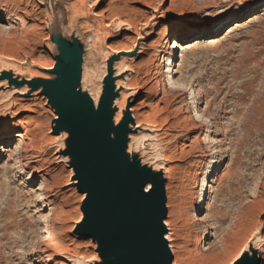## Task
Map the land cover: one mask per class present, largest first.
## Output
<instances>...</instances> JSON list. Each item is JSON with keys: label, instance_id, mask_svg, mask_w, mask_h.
<instances>
[{"label": "rangeland", "instance_id": "1", "mask_svg": "<svg viewBox=\"0 0 264 264\" xmlns=\"http://www.w3.org/2000/svg\"><path fill=\"white\" fill-rule=\"evenodd\" d=\"M59 1L0 0V64L3 59L18 64L25 60L27 66L31 60L44 65L53 62L45 46L54 3L55 10L61 12L63 29L67 33L76 29L87 46L86 25L94 19L93 15L76 16L70 27L68 4L74 0L65 5ZM97 2L100 3L97 8L89 5L91 12H103V23L111 26V39L105 45L111 50L113 46L118 53L111 54L108 49L106 61L99 52L100 55L97 53L87 62L88 70L98 72L95 79L103 69L106 76L107 60L112 55H133L140 69L139 85L147 84L146 73L153 76L156 71L166 82L164 89L162 77L158 79L155 96L144 99L137 91L131 99L134 105L145 100L141 115L133 120L159 127L162 152L172 159L173 180L167 182L166 222L178 233L175 243L180 247L176 257L172 255L173 262L237 264L246 253L252 256L253 251H258V247H250L247 242L248 238L258 236L261 244L258 264H263L264 3L251 7L244 0H173L171 7L168 0ZM152 8H156V13ZM227 10L234 13L233 17H225L223 12ZM153 15L154 22L145 29L141 27ZM168 17L175 18L182 29L178 37L166 40L167 32L176 27ZM214 20L218 24H211ZM119 22H126L130 27L122 30L116 27ZM6 25H12L11 30H4ZM175 42L178 47L175 45L172 49ZM146 45L149 47L144 52ZM184 78L193 85L195 94L198 93V103L192 104L190 92L179 95L178 89L177 92L169 89L168 80L175 82ZM6 85L7 89L15 87L8 81ZM146 86L155 88L156 85L151 82ZM3 93L0 89V130L26 131L27 137L20 146L24 158L20 162L34 173L43 172L28 183V170L18 167L8 153L16 143L0 145V264H41L44 253L57 254L54 264L90 261L97 256L96 244L75 232L83 219L85 194L83 199L76 184L74 187L70 183L74 171L67 160L63 162L59 158V141L53 134L57 116L47 98L44 101L40 96L31 102L17 96L22 102H11L8 98L1 99ZM174 96L176 100L172 101ZM12 110V117L5 116ZM196 114L206 115L212 125L206 130L205 123ZM36 152L38 156L33 158ZM210 159H218L219 164L207 181V191L199 202L200 210L195 213L200 181ZM41 180L51 187L43 186L41 192L53 204L52 214H47L48 208L44 209L36 196ZM43 190L46 191L43 193ZM47 234L51 244L47 242ZM226 238H229L227 248L221 244ZM90 244H95V248ZM34 245L40 247L41 255L37 257L30 255ZM76 260L79 262L75 263Z\"/></svg>", "mask_w": 264, "mask_h": 264}, {"label": "water", "instance_id": "2", "mask_svg": "<svg viewBox=\"0 0 264 264\" xmlns=\"http://www.w3.org/2000/svg\"><path fill=\"white\" fill-rule=\"evenodd\" d=\"M56 6L47 40L53 69L39 70L45 77L30 81L11 72L0 75V80L17 88L27 85L28 96L35 92L46 96L57 116L53 134L65 135L61 154L74 171L77 189L85 194L83 219L75 232L96 244L98 260L91 264H172L165 239L166 180L161 171L143 162L142 150L129 151L135 122L128 109L115 121L118 91L113 75L119 57L107 60L95 105L81 86L85 43L76 29L71 33L63 29ZM247 254L237 264H258L256 251Z\"/></svg>", "mask_w": 264, "mask_h": 264}, {"label": "bare ground", "instance_id": "3", "mask_svg": "<svg viewBox=\"0 0 264 264\" xmlns=\"http://www.w3.org/2000/svg\"><path fill=\"white\" fill-rule=\"evenodd\" d=\"M168 1H169V5H171V7H172L173 6V4H172L173 0H168ZM244 1H246V3H247L246 5L251 6V7H254V6L260 5L261 3H264V0H244ZM89 3H88V0H74L72 3L68 4V10L71 13L70 20H69V26L71 27L73 25V22H74V19L76 18V16H82V17L87 18L88 16H90L92 14L94 17V19L86 25L88 37H87L86 52H85L84 60H83L84 64H83V68H82L81 86H82V89L84 91H87V93L90 95L94 104L97 105L101 91H102V81L105 77V70L103 69L102 72L95 79L94 75H96L98 72L94 73V72H91L90 70H88L87 62L89 60H91L93 57H95L97 55V53H99V52L102 53L103 59H104V61H106V59L104 57H105V54L107 53L108 49H110L111 54L118 53V51L113 49L112 45H111L112 50H111L110 46L105 45L106 40L111 39V35L109 34V32L111 30V29L109 30V28L111 26L109 24L103 23V20H104L103 12L102 11L100 13L99 12H97V13L91 12L90 6L93 8H97L100 5V3L97 2V0H95L93 2H92V0H89ZM53 5H56V4L54 3V4H52V6ZM152 9H155L154 13H156V8H152ZM223 13L224 14L226 13L225 14L226 18L233 17V15H234V13H232L231 10L230 11L229 10L224 11ZM154 18H155V15L151 16V18L146 20L145 23H143L141 25V27H143V28L149 27L154 22ZM167 19H169L170 22L174 23V25H176V27L171 28L167 32L168 34H167L166 40H168L170 38L178 37V35L181 33L180 31L182 29L181 28L182 26L179 27L180 24L178 22H176L175 18H173V17H168ZM119 23L120 24H116V27H119L122 30H125V29H127V27L128 28L130 27V25H128V23H126V22H125L126 24L124 22L123 23L119 22ZM211 24H213V25L218 24V20L211 21ZM11 27H12V25H6V26H4V30L9 31V30H11ZM184 32H188V30H185ZM175 45H176V47H178L177 43L175 42L171 48L173 49L175 47ZM147 47H149V46L146 45L144 47V52L147 51ZM45 49L51 55V48H50L49 44L46 43ZM167 49L168 50L170 49L169 45H168ZM101 53H99L98 55H100ZM113 56L119 57L118 60L114 64V75H113V77L116 80L115 85H116V89L118 91V97L115 100V107L117 109L115 121L118 122V121H120L121 117L123 116V112L126 109H128L132 119H133V117L135 118V117L141 115V110L145 107V100L144 99L147 97H150V96H155L158 93V89H159L158 84H159V80H160L159 78L162 77V81H163L162 86L164 89H166V82L164 81V78L162 75L158 76L160 74V72L156 71L155 73H153V76L152 75L150 76L149 73H146V75H145V77H146L145 80H147V84L149 85V84H151V82H154L156 85L155 88H152V86H146L147 84L145 86L139 85V75H140L139 70L140 69H137L138 67H136V65H135L137 58H134L133 55H121V56L112 55L111 57H113ZM101 59H102V57H101ZM166 61L169 62L170 58L168 57L166 59ZM18 62H19V64L13 60L3 59V63L0 64V75H2L3 73L11 72L15 77L24 76L26 81H30L34 77H45V74L41 73L39 70H44V71L45 70H51V69H53V66H54V64H53L54 61L52 63H50L49 65L48 64L44 65V64H40V63L37 64L36 62L31 60L30 66L26 65L25 60H21ZM103 66H105L104 63H103ZM34 68H36V69H34ZM131 73L134 74V77L132 75L131 78H129ZM163 75H165V74H163ZM185 80H186V78H184V80H178L175 82L172 80L171 81L168 80L169 89L170 90L175 89L176 92L178 89L179 95L187 94V92H190V95H193L192 99H191L192 104L198 103V101H196L198 93L195 94L196 92H194L195 90L193 89V85L190 84L189 81H185ZM6 83H7V79L0 81V89L5 92L2 94L1 99L6 100L8 98L11 100V102L12 101L22 102V100H20L19 98H16L17 96H19V97L27 98V99H29V101L32 102L33 100H35L36 98L41 96V98H43V100L46 101L47 97L44 95H40L37 92H35L31 96H28L27 95V93H28V86L27 85H24L21 88L10 87V89H7ZM137 91H139L138 93H140L142 96H144V99L139 100L138 104L134 105L131 98L136 97V95H134L132 93L133 92L135 93ZM175 100H176V97L174 96L172 101H175ZM157 101L159 102V100H157ZM16 104H17V106L20 105L18 103H16ZM14 105H15V103H14ZM16 112H18V111L14 110V113H16ZM196 115H197L198 119H201V123H203V124L205 123L204 127L206 128V130L208 129V127H210L212 125L211 119L208 117H205L206 115L205 116L202 114L201 115L196 114ZM5 116L12 117L13 116V110L8 112V114H6ZM23 129H24V127H23ZM197 129L198 128H194V130H197ZM198 130H200V129H198ZM133 131H134V133H132L129 136V151H140L142 149L145 151L141 154V158L143 159V162L150 164L151 166H153V168L155 170L162 172V174L166 180V184H165V193H166L168 186H169V185L167 186L168 180L169 181L173 180V169L170 166L172 159L170 158V156L168 157V155L166 156V154H164L162 152L163 146H162V148L160 147L161 130L159 129V127H156V125H154V124L143 123L139 120V121H136L135 126L133 128ZM163 134H165V132H162V135ZM159 135H160V137L158 138ZM163 136H165V135H163ZM26 137H27L26 131L11 133V131L6 130V129L0 130V145H8L9 143H14V144L16 143L14 150L12 149V150L8 151V153L10 155V159L12 158V160L17 161L18 167L25 169V170H28L29 173L26 174L28 177V183H32L35 181V178H37L38 173L43 172V170H39L38 168H40V167L37 166L38 167L37 169L39 171L34 173V170L32 168H29L28 166H24V164H21L20 159L24 158V157L21 156V152H20L21 147L20 146H21V144H23ZM57 138L59 141V149H60L59 158H61L63 160V162H65L67 159L61 154V151L63 149V140L65 138V135H57ZM162 138H164V137H162ZM207 138H209V137L207 136L206 139ZM196 139L198 140V138H196ZM164 144L166 145V143H163V145ZM38 152H36L35 155ZM145 153L147 156L145 155ZM37 156L38 155H36L35 157H33V156L32 157L36 158ZM145 156L147 157L146 159H144ZM32 157H31V159H32ZM26 164H27V162H26ZM218 164H219L218 159L217 160L216 159H210L208 164H207V168H206L205 172L203 173L202 179L200 181V187H199V190H198L197 196H196L195 213H198L200 210L199 202L201 201L203 195L207 191V187H208L207 181L209 182L211 176H213L212 173L215 172L214 171L215 166L216 165L218 166ZM70 183L75 187V184L77 182L73 181L71 179ZM47 185H48V183H45L44 180H41L40 186L37 189V191L39 193L36 196H37V198H40V200L42 201L41 204H42V206L45 207L44 209L48 208L47 214H49L50 212L52 214V211H53L52 205L53 204L51 205V202L46 200L44 198V196L42 195V192H41L43 186H45V188L47 189ZM148 188H149V186L147 187V189ZM50 189H51V187H50ZM50 189L47 191H50ZM44 191H46V190H43V193H44ZM82 195H83V199H84V194H82ZM167 206H169V205H167V203H166V207ZM44 219L46 220V218H44ZM47 223H48V221H47ZM164 224H165V227L167 230V233L165 235V239L168 243V248L170 250L171 255L176 257L178 250H180L179 245H176V243H175L177 241V238H178V233L174 230L173 225L169 221L166 222V219L164 221ZM47 229H48V227H47ZM235 234H239V233L237 232ZM47 235H45L46 238H48L47 242L49 244H51L52 242L50 243L51 240H49L50 239L49 235L48 236ZM228 239L226 238V239L222 240V242H221V244H223V245L226 244L224 246L225 248H227V246H228V244L226 243L228 241ZM232 240H233V238H232ZM261 241L264 242L263 237L261 238ZM171 242H173V243H171ZM247 242H250V247H252V246L258 247L257 253H258V257H259V254H260L259 250L261 248V244L259 243V237L254 236L251 239L248 238ZM91 245L92 244H90L89 246H91ZM91 247L95 248V244L92 245ZM224 247H223V250H225ZM32 250L34 252L30 254L31 256L41 255V253L39 252L40 247L34 245L31 248V251ZM263 250H264V248H263ZM221 253H223V252H221ZM44 255H45L44 258L42 260H40L41 264H54V263H56L55 260H56L57 254H55V253H44ZM61 255H64V254H61ZM206 258H207V256H206ZM97 260H98V258H97V256H95L90 261H81L80 264H90L93 261H97ZM262 261L264 264V256L262 258ZM77 262H79V261L76 260L75 263H77ZM172 264H178V263L175 260Z\"/></svg>", "mask_w": 264, "mask_h": 264}]
</instances>
